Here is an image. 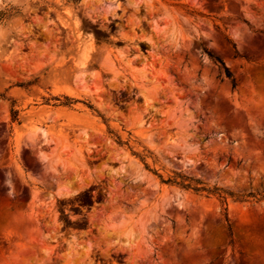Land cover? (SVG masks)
Here are the masks:
<instances>
[{
    "label": "rangeland",
    "instance_id": "1",
    "mask_svg": "<svg viewBox=\"0 0 264 264\" xmlns=\"http://www.w3.org/2000/svg\"><path fill=\"white\" fill-rule=\"evenodd\" d=\"M0 264H264V0H0Z\"/></svg>",
    "mask_w": 264,
    "mask_h": 264
},
{
    "label": "trees",
    "instance_id": "2",
    "mask_svg": "<svg viewBox=\"0 0 264 264\" xmlns=\"http://www.w3.org/2000/svg\"><path fill=\"white\" fill-rule=\"evenodd\" d=\"M232 49L234 52H236L235 50V46L232 44L231 45ZM223 69H224V75L225 77H227L229 79V81L231 82V85L234 86L235 84V79L232 75V73L230 72V70L223 65ZM178 177L180 178L179 180H176L175 178H167L166 180H163L165 182L171 183V184H176L181 188L184 189H190L193 190L194 192H201V191H205L208 194H213L216 195L217 198H219V200H221L224 204L226 203V197L223 193H225L223 190H221L220 188L217 187H213V188H206L204 186H200L199 184L201 183L198 180H193L192 178H188L182 175H178ZM224 215H225V219H226V207H224ZM226 230L228 232V235L230 236V229L227 226Z\"/></svg>",
    "mask_w": 264,
    "mask_h": 264
}]
</instances>
